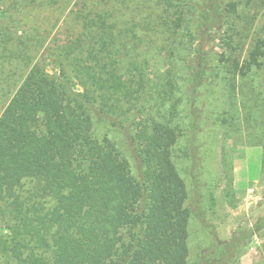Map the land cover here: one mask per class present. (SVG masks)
I'll return each mask as SVG.
<instances>
[{
	"label": "trees",
	"instance_id": "obj_1",
	"mask_svg": "<svg viewBox=\"0 0 264 264\" xmlns=\"http://www.w3.org/2000/svg\"><path fill=\"white\" fill-rule=\"evenodd\" d=\"M255 1L0 0V264H189L180 159L210 122L209 174L215 126L236 125L218 87L260 86L244 134L264 148ZM262 230L264 213L200 264L234 263Z\"/></svg>",
	"mask_w": 264,
	"mask_h": 264
},
{
	"label": "rangeland",
	"instance_id": "obj_2",
	"mask_svg": "<svg viewBox=\"0 0 264 264\" xmlns=\"http://www.w3.org/2000/svg\"><path fill=\"white\" fill-rule=\"evenodd\" d=\"M254 3V9L250 12L258 13V15L251 31L252 36L264 31V0H256ZM243 6L246 7V4L242 1L240 9L243 10V14L236 16L237 26H241L240 24L244 19L246 9ZM211 37L212 39L209 38L210 41H208L209 47L223 53L220 40L213 41V36ZM49 68L52 72L57 71L52 64ZM260 80L264 83V72L256 76L255 82L252 81L253 85L254 83L258 84ZM241 84L229 90L218 87L220 94L227 93L230 97L233 96V99H225L228 106L222 105L219 108L222 115H224V109H229L230 119L231 115H237L238 120L229 134L227 133L228 123H220L215 126L217 135L212 147L209 148V174H207L208 172L202 173V152L205 154L207 152L203 151L202 147H205L206 131L213 129L210 122L205 123L204 126L203 144L201 133L198 146H190L188 159L185 157L180 159L181 172L190 191L188 205L192 210L189 264H200L202 255L220 256L219 246L223 240L228 239L238 231L253 227L264 213V178L262 177L264 148L248 144V140H246V133L248 132L245 130V120L250 116V113L255 110L258 114L262 110V108L257 109L255 107L256 100L251 95L262 93H260L259 85L254 86L253 89L250 83H246V88L242 89ZM227 115L225 114V116ZM231 121L233 120L231 119ZM244 130L246 131L245 134ZM226 140L227 145L225 144ZM186 143L188 146L190 145L189 139L187 141L183 139L180 146H184ZM224 151L227 152V159L225 158V160ZM230 167L234 178L233 189L229 185V175L232 174ZM236 168L237 184L235 179ZM204 169L207 170V168ZM211 178H218L217 185L214 187L217 202L214 201L209 189L204 186V182H209ZM202 179L204 180L203 184ZM208 185L207 183V187ZM232 264H264V230L246 240L242 251H238V257Z\"/></svg>",
	"mask_w": 264,
	"mask_h": 264
},
{
	"label": "crops",
	"instance_id": "obj_3",
	"mask_svg": "<svg viewBox=\"0 0 264 264\" xmlns=\"http://www.w3.org/2000/svg\"><path fill=\"white\" fill-rule=\"evenodd\" d=\"M235 172H236V178H235V179H236V184H237V179H238V178H237V176H238V175H237V168H236Z\"/></svg>",
	"mask_w": 264,
	"mask_h": 264
}]
</instances>
